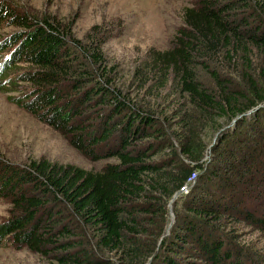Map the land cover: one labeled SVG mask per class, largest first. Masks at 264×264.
<instances>
[{
	"label": "trees",
	"instance_id": "16d2710c",
	"mask_svg": "<svg viewBox=\"0 0 264 264\" xmlns=\"http://www.w3.org/2000/svg\"><path fill=\"white\" fill-rule=\"evenodd\" d=\"M197 3L184 10L187 31L176 46L154 60L173 74L183 101L173 117L176 132L162 126L151 136L161 144L155 154L171 152V160H151L153 144L131 148L133 127L153 129L157 118L111 89L97 46L81 47L50 19L0 8V23L16 29L0 43V90L22 92L10 101L71 135L90 156L115 133L118 140L104 157L115 162L98 172L0 161V203L9 204L0 247L23 248L52 264H256L237 229L264 233V0ZM215 58L235 80L219 76L210 66ZM198 66L213 88L200 82ZM106 105L113 115H99V132L88 133L87 112ZM210 123L211 134L221 133L205 160ZM141 134L139 140L149 138ZM177 194L183 211L165 236L167 204Z\"/></svg>",
	"mask_w": 264,
	"mask_h": 264
},
{
	"label": "rangeland",
	"instance_id": "374dc122",
	"mask_svg": "<svg viewBox=\"0 0 264 264\" xmlns=\"http://www.w3.org/2000/svg\"><path fill=\"white\" fill-rule=\"evenodd\" d=\"M197 2L198 0H0V8L5 6L17 14L27 15L37 21L50 19L66 29L72 40L81 47L97 46L103 60V69H106L113 82L111 89L118 90L128 104L134 103L135 99L139 100L157 118L158 123L153 129L143 130L139 125L133 127L132 130L137 132L131 148L143 149L147 144H153L154 150L148 153L152 156L151 160H171V152L155 154L160 150L158 148L161 144L151 136L163 129L162 126L170 128V134L171 131L176 132L173 117L183 101L173 74L165 72L164 65L154 60L157 55L176 46L177 39L187 31L183 21L184 10L196 8ZM15 30L14 27L0 23V43L12 37ZM80 54L78 51L79 56ZM210 66L213 69L218 68L220 77L236 79L223 69H227V65L222 58H215ZM195 71L202 84L214 87L210 76L201 66L196 67ZM63 89L68 93V89ZM21 94L22 92L0 90V161L22 168L47 161L59 166L95 172L115 162V159L104 157L108 152L116 151V133L108 144L94 149L92 154L97 159H93V156L76 147L71 135L51 128L24 111L20 105L10 101V98H17ZM99 100L101 101L98 96L95 97L93 105H97ZM113 112V108L108 105L91 108L87 112L90 119L86 124L93 128L87 132H99L98 116L109 119ZM127 113V110L123 112ZM79 121L75 119V122ZM113 122L122 123L120 118L114 116ZM211 126V123L208 124L203 132V139L209 149L205 160H210V150L218 138L215 139L216 133L211 134ZM141 132L149 138L139 140L144 136ZM170 142L176 144L175 138L171 137ZM196 180L197 176L193 177L182 193L187 194ZM180 198L181 194H177L167 204L165 236L175 224L177 214L183 211ZM8 210L9 204L6 201L0 203V224L8 218ZM237 231L240 242L248 246L245 254L249 253L250 258L253 254L252 259L256 260V264H264V233L248 225H239ZM0 264L52 263L49 258L39 257L26 249L2 246Z\"/></svg>",
	"mask_w": 264,
	"mask_h": 264
},
{
	"label": "water",
	"instance_id": "95a60500",
	"mask_svg": "<svg viewBox=\"0 0 264 264\" xmlns=\"http://www.w3.org/2000/svg\"><path fill=\"white\" fill-rule=\"evenodd\" d=\"M263 105H264V104H263ZM238 119H239V118H238ZM234 122H235V120H233V122H232L231 124L233 125ZM220 133H221V132H220ZM220 133L216 135L215 139H216L217 137H219ZM215 141H216V140H215ZM173 198H174V197H173ZM172 201H173V199L171 200V202H172ZM169 208H170V204H169Z\"/></svg>",
	"mask_w": 264,
	"mask_h": 264
}]
</instances>
